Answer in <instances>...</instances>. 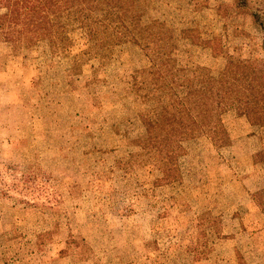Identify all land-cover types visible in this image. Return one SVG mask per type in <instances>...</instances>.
<instances>
[{
	"label": "rangeland",
	"instance_id": "obj_1",
	"mask_svg": "<svg viewBox=\"0 0 264 264\" xmlns=\"http://www.w3.org/2000/svg\"><path fill=\"white\" fill-rule=\"evenodd\" d=\"M109 1L147 5L142 22L171 29L170 55L190 81L224 61L185 29L218 37L243 82L264 66V0ZM67 37L66 56L0 41V264H264L253 199L264 188V102L253 124L222 90L220 125L182 141L169 168L137 144L140 101L124 79L142 64L139 48L107 58L86 53L77 31ZM75 54L84 61L71 70Z\"/></svg>",
	"mask_w": 264,
	"mask_h": 264
},
{
	"label": "trees",
	"instance_id": "obj_2",
	"mask_svg": "<svg viewBox=\"0 0 264 264\" xmlns=\"http://www.w3.org/2000/svg\"><path fill=\"white\" fill-rule=\"evenodd\" d=\"M3 1L0 41L15 49L42 42L51 54L66 56L71 45L67 33L73 30L81 36L86 53L108 58L120 45L139 48L142 64L124 79L127 90L140 101L136 109L143 133L137 144L142 150L153 151L169 168H174L182 141L220 125L218 96L222 90L231 106L247 104L251 123L262 118L264 66L254 67L249 80L243 82L238 77V59L223 51L218 37L200 39L192 29L181 31L183 37L210 48L213 58L224 61L216 76L201 67L190 81L170 55L174 40L171 29L158 20L142 22L147 5L141 10L109 0ZM83 61L81 54L73 55L71 70ZM256 158L264 171V148ZM253 199L264 214V188L255 192Z\"/></svg>",
	"mask_w": 264,
	"mask_h": 264
}]
</instances>
